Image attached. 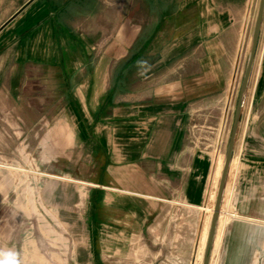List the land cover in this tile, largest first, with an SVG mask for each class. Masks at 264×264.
Returning a JSON list of instances; mask_svg holds the SVG:
<instances>
[{
	"label": "crops",
	"instance_id": "0c3cea01",
	"mask_svg": "<svg viewBox=\"0 0 264 264\" xmlns=\"http://www.w3.org/2000/svg\"><path fill=\"white\" fill-rule=\"evenodd\" d=\"M253 3L0 0V101L63 99L60 130L87 149L71 176L90 186L91 264H202ZM248 86L213 248L221 223L262 220L264 41Z\"/></svg>",
	"mask_w": 264,
	"mask_h": 264
},
{
	"label": "rangeland",
	"instance_id": "374dc122",
	"mask_svg": "<svg viewBox=\"0 0 264 264\" xmlns=\"http://www.w3.org/2000/svg\"><path fill=\"white\" fill-rule=\"evenodd\" d=\"M258 5L259 0H254L244 37L242 66L234 85L227 122L226 145ZM261 33L259 44L264 41V18ZM249 94L248 86L241 126L251 107ZM25 95L32 99L0 101V108L26 112V116H0V264H91L90 186L71 176L86 167L78 160L86 155L87 149L73 141V133L60 130L66 122L74 120L71 116L55 115L64 105L63 99L52 94L44 99L37 93ZM41 111L47 115H40ZM11 122H15V126ZM259 198L262 204L256 206L264 207V196ZM231 200L229 185L224 213ZM256 214L262 220L256 221L254 227H236L235 232L230 233V228L225 226L222 234L220 224L210 264H231L227 257L233 241L242 249V264H264V211ZM238 237H241L240 242Z\"/></svg>",
	"mask_w": 264,
	"mask_h": 264
},
{
	"label": "water",
	"instance_id": "95a60500",
	"mask_svg": "<svg viewBox=\"0 0 264 264\" xmlns=\"http://www.w3.org/2000/svg\"><path fill=\"white\" fill-rule=\"evenodd\" d=\"M263 18H264V0H259L258 10H257L256 18H255L253 31H252L249 56H248L244 74H243L240 87H239L238 98H237L236 107L234 111V118H233L230 135H229V139L227 143L223 169H222V173H221V177H220V181L218 185L216 200H215L212 219H211V225L209 228L207 243H206L205 251L203 254L202 264H210V258H211V252L213 249L217 222L220 216L222 202H223L225 189L227 185V179L229 175V170H230L231 162L233 159L234 146H235V141H236V137L238 133L239 124H240L241 117H242V107H243L245 96H246V90L250 82L251 73L253 70L255 57L257 54V49H258L262 25H263Z\"/></svg>",
	"mask_w": 264,
	"mask_h": 264
},
{
	"label": "bare ground",
	"instance_id": "6f19581e",
	"mask_svg": "<svg viewBox=\"0 0 264 264\" xmlns=\"http://www.w3.org/2000/svg\"><path fill=\"white\" fill-rule=\"evenodd\" d=\"M247 89H248V87H247ZM246 93H247V90H246ZM214 208V207H213ZM221 213V212H220Z\"/></svg>",
	"mask_w": 264,
	"mask_h": 264
}]
</instances>
